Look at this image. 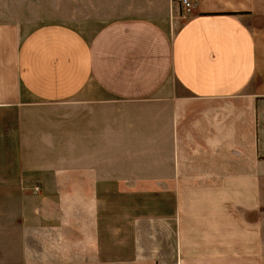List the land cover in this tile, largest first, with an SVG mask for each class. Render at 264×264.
<instances>
[{
	"label": "crops",
	"instance_id": "0c3cea01",
	"mask_svg": "<svg viewBox=\"0 0 264 264\" xmlns=\"http://www.w3.org/2000/svg\"><path fill=\"white\" fill-rule=\"evenodd\" d=\"M192 1L0 21V264H264V0Z\"/></svg>",
	"mask_w": 264,
	"mask_h": 264
},
{
	"label": "rangeland",
	"instance_id": "374dc122",
	"mask_svg": "<svg viewBox=\"0 0 264 264\" xmlns=\"http://www.w3.org/2000/svg\"><path fill=\"white\" fill-rule=\"evenodd\" d=\"M110 0H0V21H9L18 25L23 32L40 25L65 23L86 34H92L106 14L105 8L114 6ZM115 0H113L114 2ZM118 3V2H115ZM109 5V6H108ZM116 5V4H115ZM174 11L182 12L180 4L173 2ZM99 8V10H98ZM177 12V11H176ZM178 24L174 20V29Z\"/></svg>",
	"mask_w": 264,
	"mask_h": 264
},
{
	"label": "built area",
	"instance_id": "2783aa9c",
	"mask_svg": "<svg viewBox=\"0 0 264 264\" xmlns=\"http://www.w3.org/2000/svg\"><path fill=\"white\" fill-rule=\"evenodd\" d=\"M171 1L180 4L184 10V13L186 14H189L194 7V3L192 0H171Z\"/></svg>",
	"mask_w": 264,
	"mask_h": 264
}]
</instances>
